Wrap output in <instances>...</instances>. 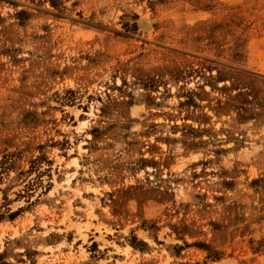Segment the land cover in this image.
I'll return each mask as SVG.
<instances>
[{"label": "rangeland", "instance_id": "obj_1", "mask_svg": "<svg viewBox=\"0 0 264 264\" xmlns=\"http://www.w3.org/2000/svg\"><path fill=\"white\" fill-rule=\"evenodd\" d=\"M0 264H264V0H0Z\"/></svg>", "mask_w": 264, "mask_h": 264}]
</instances>
